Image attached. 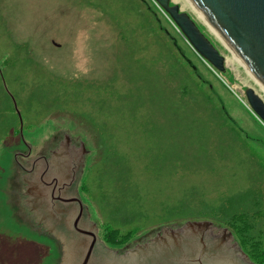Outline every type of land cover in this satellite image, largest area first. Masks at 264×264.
<instances>
[{"label":"rangeland","instance_id":"1","mask_svg":"<svg viewBox=\"0 0 264 264\" xmlns=\"http://www.w3.org/2000/svg\"><path fill=\"white\" fill-rule=\"evenodd\" d=\"M173 4L226 57L225 73L153 0H0V264H60L15 157L28 167L66 139L87 150L79 193L101 240L109 225L134 233L107 245L119 255L207 217L216 235L232 231L212 219L220 208L264 231V123L246 98L264 90L189 0Z\"/></svg>","mask_w":264,"mask_h":264},{"label":"water","instance_id":"2","mask_svg":"<svg viewBox=\"0 0 264 264\" xmlns=\"http://www.w3.org/2000/svg\"><path fill=\"white\" fill-rule=\"evenodd\" d=\"M193 50L216 71L225 73L227 59L200 30L192 17L172 0H153ZM264 87V0H190ZM252 112L264 123V101L249 88ZM16 105V104H15ZM20 116V113H19ZM21 125L22 119H21ZM21 136L23 132L21 128ZM31 156L32 148L25 142ZM87 150L72 147L70 139L50 159L38 157L27 173L26 206L62 246L60 264H254L234 242L228 229L216 235L210 221H190L159 234L152 241L119 255L99 236L79 193ZM35 169L34 171L31 169Z\"/></svg>","mask_w":264,"mask_h":264},{"label":"trees","instance_id":"3","mask_svg":"<svg viewBox=\"0 0 264 264\" xmlns=\"http://www.w3.org/2000/svg\"><path fill=\"white\" fill-rule=\"evenodd\" d=\"M83 191L88 193L86 184L83 185ZM216 214L212 216V219L218 222H223L232 229V231H230L233 233V236L236 237L240 247L248 255L249 259L256 264H264V231L259 229L252 221V218L254 217H250L245 211H222V208L218 209ZM171 215L172 214L170 213L169 216ZM261 218L262 216L260 219ZM210 219L211 218L209 217L206 218V220L209 221ZM132 234L134 233L128 232L122 234L119 229L112 228L109 225L105 228L103 240L108 246H120L127 243Z\"/></svg>","mask_w":264,"mask_h":264},{"label":"bare ground","instance_id":"4","mask_svg":"<svg viewBox=\"0 0 264 264\" xmlns=\"http://www.w3.org/2000/svg\"><path fill=\"white\" fill-rule=\"evenodd\" d=\"M173 1V0H172ZM188 1V0H187ZM189 3L191 4V6L194 8L195 11L198 12V14L204 19V21L206 23L209 24L210 28L213 29V31L215 32V34L220 38V40L226 45V47L229 48L231 54H232V59L238 63H240V65L242 67H244L252 76L256 82L258 83V85H260V87L264 90V87L262 86V84L256 79V77L251 73V71L246 67V65L241 61V59L236 55V53L227 45V43H225V41L219 36V34L216 32V30L213 28V26L207 21V19L197 10V8L193 5V3L189 0Z\"/></svg>","mask_w":264,"mask_h":264},{"label":"flooded vegetation","instance_id":"5","mask_svg":"<svg viewBox=\"0 0 264 264\" xmlns=\"http://www.w3.org/2000/svg\"><path fill=\"white\" fill-rule=\"evenodd\" d=\"M24 158H25V157H24ZM30 162H31V161H29V162L27 163V164H28V165H27L28 167H29ZM31 170L34 171L35 169L32 168ZM236 244H237V243H236ZM237 245H239V243H238ZM239 247H240V245H239ZM240 248H241V247H240ZM241 249H242V248H241ZM243 252H244V251H243ZM244 253H245V252H244ZM245 254H246V253H245ZM246 255H247V254H246ZM247 256H248V255H247ZM249 261H251V260L249 259ZM251 262L254 263V264H256V263L253 262V261H251Z\"/></svg>","mask_w":264,"mask_h":264}]
</instances>
